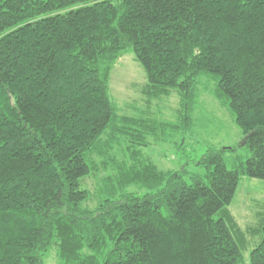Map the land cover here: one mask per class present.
<instances>
[{
  "label": "trees",
  "instance_id": "trees-1",
  "mask_svg": "<svg viewBox=\"0 0 264 264\" xmlns=\"http://www.w3.org/2000/svg\"><path fill=\"white\" fill-rule=\"evenodd\" d=\"M127 52L149 102L179 94L174 121L119 113ZM212 78L245 137L188 181L143 149L182 148ZM245 175L264 180V0H0V264H243L229 206Z\"/></svg>",
  "mask_w": 264,
  "mask_h": 264
},
{
  "label": "rangeland",
  "instance_id": "rangeland-1",
  "mask_svg": "<svg viewBox=\"0 0 264 264\" xmlns=\"http://www.w3.org/2000/svg\"><path fill=\"white\" fill-rule=\"evenodd\" d=\"M110 81L109 92L120 114L138 117L141 115L150 117L154 114L161 119L175 120L176 109L180 105L179 94L173 91L167 98L149 102L142 91L148 82L146 72L137 62L133 52H127L116 63ZM214 82L212 78L207 81L205 88L201 87L200 102L195 112L196 125L194 131L185 138L182 148L178 146L183 142V135L179 133L172 134V137L164 142L157 141L154 137L149 138L150 145L144 147L143 152L155 161L159 169L177 171L185 167L188 169L186 180L192 181L191 176L205 174V168L196 165V161H199L200 156L208 149L243 144L245 135L234 121L232 110L222 105L211 93ZM238 151L244 158L249 155L246 146L239 148ZM118 153H121L120 150ZM102 175L104 173L86 179L90 189L95 190L97 177ZM240 178L229 211L240 229L237 231L234 227L235 235L243 248L245 257L243 264H250L249 253L262 238L260 228L261 224H264V180L247 175ZM89 205L95 206V201H90ZM46 264H56L54 251L46 259Z\"/></svg>",
  "mask_w": 264,
  "mask_h": 264
}]
</instances>
